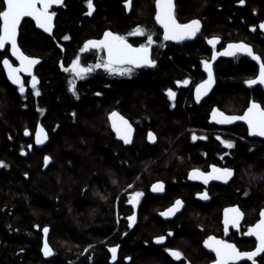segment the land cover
Masks as SVG:
<instances>
[{
	"label": "trees",
	"instance_id": "1",
	"mask_svg": "<svg viewBox=\"0 0 264 264\" xmlns=\"http://www.w3.org/2000/svg\"><path fill=\"white\" fill-rule=\"evenodd\" d=\"M224 1L178 0V15L185 20H204V32L210 35L218 27L211 26L210 18L216 17L221 23L233 21L234 10L227 11ZM246 1V11L249 5L256 4V0ZM93 4L94 13L89 15L86 0H65L59 10L53 11L56 21L51 37L37 32L30 21L22 24L18 39L21 50L40 60L35 71L39 96L34 95L30 84L24 94L8 87L0 66V160L10 165L0 169V264H109L108 249L115 244H120V259L131 257L126 264H166L161 250L150 243V237L160 232L162 224H158L148 199L140 212L150 216L156 227L140 224L119 241L115 213L125 200V188L132 185V194L145 192L155 176L177 174L173 166L177 162L172 159L181 155L186 160L185 154L192 151L183 141L178 125L188 116L198 115L189 109L204 111L216 106L235 112L250 95L243 87L250 74H243L241 67L221 64L218 82L206 100L196 105L192 92L187 91L176 99L172 109L165 99L166 89L177 80L186 78L196 84L204 77L198 68L207 50L201 39L181 47L166 46L154 25L153 0H131L128 8L124 0H93ZM260 6L261 14L264 0H260ZM137 26L152 33L157 66L151 71H133L131 76L109 75L95 69L86 79L75 81L79 99L73 96L68 91L69 74L60 65L67 67L79 55L83 66L94 67L100 55L89 50L81 53L80 48L86 40L100 38L104 30L125 35L134 46L146 43V35H129L136 32ZM64 36L69 39L64 40ZM4 57L0 54V62ZM96 92L102 95H94ZM113 109L141 122L130 147L116 142L108 127L107 113ZM38 122L49 133V143L41 150L35 148L32 137L24 135L25 128L32 134ZM146 130L156 134L154 146L145 142ZM22 148L26 155L21 154ZM226 150L230 153L227 166L234 168L228 199L234 201L248 193L246 205L249 220H253L264 208V180H253L250 173L264 176V147L247 141L235 142L234 148ZM45 154L52 157L47 166L43 163ZM155 164L158 168L151 174L150 167ZM166 165L170 166L164 169ZM24 172L29 173L27 178ZM176 181L181 187V179ZM45 225L50 228L48 239L53 248L49 260L40 251ZM198 228H202L201 232ZM170 229L183 243L192 241L194 252L199 250V239L209 227L191 221L178 230ZM89 244L92 247L86 252ZM257 264H264V254Z\"/></svg>",
	"mask_w": 264,
	"mask_h": 264
},
{
	"label": "snow or ice",
	"instance_id": "2",
	"mask_svg": "<svg viewBox=\"0 0 264 264\" xmlns=\"http://www.w3.org/2000/svg\"><path fill=\"white\" fill-rule=\"evenodd\" d=\"M63 0H0V48H4L6 42H10L12 55L19 60V67H13L8 59L3 60V65L7 69L8 78L12 83L19 86V92L21 94L25 93L24 83L21 82L19 73L21 71L32 73L33 66L39 61L38 58L25 55L24 52L18 47L17 36H18V25L21 22L22 17H32L35 20L36 25L43 29L45 32L52 33V20L55 13L50 11L52 5H59ZM240 5H244L246 0H236ZM88 7V14L91 15L94 11L93 0H86ZM125 7H131V0H124ZM155 21L163 28V39L170 41H183L188 38L197 36V34L202 32V20L198 18L190 19L187 22L181 23L177 17V4L174 0H155ZM255 30V26H252ZM259 29L264 31V21H261L258 25ZM138 34L147 37L146 43H142L136 47L128 42L125 35H120L112 30H104L102 37L98 39H88L84 42L83 47L80 48V52L83 53L86 50H97L104 53V55L99 56L96 63L93 66H83L81 63V57L78 55L71 63L65 67L61 64L60 67L65 73L69 74L68 78V91L79 99V92L76 87V80L86 79L95 69H103L109 75H128L131 76L134 68L146 67L154 68L157 66L158 61L151 56V46L156 43L153 39L152 33L140 26H137L135 33H129V35ZM64 40H68V36L63 37ZM207 43L213 46V51L211 53V59H204L201 61L203 67L207 71V79L202 80L201 83L196 85L195 88V100L197 103L201 102L203 96H206L208 90H210L213 84L216 82L213 74L212 61H215L218 56H229L233 58H238L239 54H246L251 57L252 60L259 64V74L255 78H249L244 80V83L248 86H253L259 83L264 85V59L256 55L253 48L243 42H229L226 47H223V51H217L216 45L220 40L219 36H213L211 38L205 37ZM188 80L183 81L177 80L176 84H188ZM38 78L36 75L31 74V86L34 90V95L39 96L40 92L37 87ZM167 96L170 100H174L176 97V92L172 88L166 89ZM94 95L101 96V92H96ZM25 107L27 105H24ZM175 105H173L174 107ZM75 117L76 113L72 114ZM107 120L111 124V129L115 132L119 140L123 141L124 145H131L134 143L133 137V125L126 119L120 112L113 109L107 113ZM210 120L218 124L225 125L231 124L235 121H245L248 126V132L251 135H257L259 137H264V107L257 103L255 100L249 102L248 107L243 111V114H233L227 115L225 112L221 111L218 107H212L210 112ZM59 127V125H57ZM25 135L28 134V129L25 128ZM55 131V129H53ZM48 134L45 132L44 128L37 125L35 144H43L48 140ZM206 139L207 137H202ZM11 139V137H9ZM147 139L150 142H155L157 136L154 132L149 130L147 134ZM192 139H197L196 135H192ZM217 139H220L218 136ZM227 148L232 149L235 147V142L230 139L221 140ZM31 149L33 146L29 144L27 146ZM21 154L26 155L23 148L21 149ZM52 157L48 154L43 156V163L45 166L49 164ZM10 165L4 160H0V169H7ZM211 171H200L199 169H193L189 172V178L191 179H202L204 184H208L210 180L224 181L227 183L230 178L234 176V168L228 166L218 167L216 164L210 165ZM249 168H252L250 165ZM23 175L27 178L29 176L28 172H24ZM251 179L255 180L257 178L264 180V176L257 177L255 173H250ZM115 184L116 181L113 180ZM129 188L132 185L128 186ZM151 190L153 192H163L164 184L163 182H156L152 185ZM248 193H245L247 195ZM196 195L202 200H209V192L207 190L203 192H197ZM133 199H128L126 203L131 204L133 209L136 205L140 203V197L144 196L142 191H136L132 194ZM106 199L105 197H101ZM120 197L117 196V200ZM184 201L181 199H176L171 207L161 212L160 215L164 217L175 216L183 207ZM244 213L238 206H232L224 209V231L225 233L229 230V225L233 228H240V222L243 218ZM259 220L248 228V235L255 237V247L251 251H240L235 244L229 243L226 240L218 239L214 235L207 236L204 239L203 244L206 248L211 249L215 253V259L211 261V264H229V262H235L242 258H247L251 261V264H257L255 257L260 253H264V208L260 209ZM128 228H132L137 222V213L135 210L132 211L131 215L126 217ZM35 227H40L35 225ZM45 236L43 247L41 249L45 257L53 255V248L50 247L49 241L47 239L50 232V228L45 225L42 229ZM168 236L172 235L169 231ZM165 235H158L154 237L157 244L165 241ZM146 244L149 241H145ZM92 247L91 244L85 249L87 252ZM117 247L114 246L109 249L112 253V260H116ZM166 252H169L172 257L180 260L183 253L179 250H173L171 248H165ZM23 251V249H21ZM89 259H91L89 257ZM125 260H130L131 257H124ZM71 264V262H70Z\"/></svg>",
	"mask_w": 264,
	"mask_h": 264
},
{
	"label": "flooded vegetation",
	"instance_id": "3",
	"mask_svg": "<svg viewBox=\"0 0 264 264\" xmlns=\"http://www.w3.org/2000/svg\"><path fill=\"white\" fill-rule=\"evenodd\" d=\"M255 1V0H254ZM155 0H153L154 5ZM226 9L229 11L230 9L234 10L232 14L233 21L230 19L226 22L221 23L218 18H210L211 26L214 27V25H217L218 27L213 30V32H210L211 34H207L204 32V27L206 24L204 23V20H202V32L197 34L194 40L201 39L202 44L206 46V53L204 56L200 58L198 61V68H200V72L204 74V77L200 78L201 80L196 83L192 84L188 82V84H180L177 85L176 81L175 84L171 87L173 91L176 92V97L174 100H170L167 96V92L165 91V99L166 102L169 103L172 106V109L175 108L173 105L176 103V99L179 98L182 95H185L187 91L192 92V98L193 102L197 103L195 100V94L194 89L197 84L201 83L202 80L207 79V71L203 67V64L201 63L204 59H211V53L213 51V46H208L207 40L205 37L211 38L213 36H219L220 40L218 41L216 45L217 51L222 52L223 47H226V45L229 42H240L243 41L247 44H249L256 55L260 56L262 59H264V31L260 30L258 25L261 21H264V13L260 14L261 6H260V0H256V4L249 5V9L244 10L246 8V3L244 5H240L232 0H225ZM174 3H178V0H174ZM231 4V6H230ZM178 4H177V17L179 22L184 23L187 22L190 19H180L178 15ZM153 19H154V25L158 28L160 31V37L163 39V30L161 27H159L155 21V5L153 6ZM195 17H192L194 19ZM199 19V18H198ZM255 26V30H253V27ZM193 40V41H194ZM164 43L166 46L168 45H174L177 47H181L184 44L193 43V41L189 42H182L179 44L170 43L167 40H164ZM131 44V42H130ZM165 44L163 45L164 48ZM168 44V45H167ZM134 46V45H133ZM136 47V46H134ZM91 51V50H89ZM97 52L98 55L102 56L104 53L99 51H93ZM1 54V53H0ZM155 52L153 51V48L151 46V56L154 57ZM2 55H5L4 58H8L7 51L3 53ZM3 59V58H2ZM229 64L231 67H241V71L245 75H249L250 78H255L256 75L259 74V64L252 60L251 57L247 56L246 54H239L238 58L233 57H227L225 58L223 55H220L217 57L215 61H212L213 65V74L216 82L213 84L212 91L214 87L216 86L218 82V75L221 72L220 65ZM2 67V66H1ZM155 68V67H154ZM154 68H146L141 67L140 69H134V71H141V70H148L151 71ZM3 71V69H2ZM34 75L35 72H34ZM193 75V74H192ZM4 76V72H3ZM5 77V76H4ZM186 78H184L185 80ZM6 80V77H5ZM188 80V79H187ZM189 81V80H188ZM6 83L8 87L15 88L16 91L19 92V86L13 87L11 86L7 80ZM25 86V91L27 89V84L31 85V79H24L23 81ZM243 87L250 92L248 100L245 102V104L240 105V107H237L234 111L235 112H227L223 110L222 108L218 107L221 111L225 112L227 115H233V114H243V111L248 107L249 102L251 100H255L257 103L261 104L262 107H264V85L256 84L253 86H248L245 83L243 84ZM20 93V92H19ZM212 93V92H211ZM210 93V94H211ZM210 96V95H209ZM208 96V97H209ZM207 97V98H208ZM206 100V99H204ZM201 99V102L204 101ZM200 103H197L196 105H200ZM195 105V106H196ZM216 107V106H212ZM212 107H207L203 111V108H196V109H189L192 110L193 113H197L198 115L190 117L184 122L181 120L179 125V131L180 133L184 135L183 141L189 146L192 147V151L185 154L186 160L181 155H176L172 160L176 161L177 163H174V168L177 169V174L169 177H161V176H155L154 179H152V183L148 186V188L145 190L144 196L140 197V203L136 205L135 209H133V206L131 204L126 203L128 199H133L134 197L131 195L132 192H130L131 188L127 187L125 188V200L121 201V205L117 206L116 209V231L119 232V241L121 242L123 238H125L126 233H131L136 228V226H139L140 224H144L146 228L156 227L155 224H152V221L150 220V216L147 214H144L141 211V207L143 204H145V201L148 199L149 206L153 210V213L155 215V218L158 220V224H162V229L157 234L150 237V243L152 246L156 247L157 249L161 250V253L167 258L166 264H211V261L215 259L214 254L208 253L205 248L203 241L207 238L209 235H214L218 239H223L228 241L229 243L235 244L240 251H251L255 247L256 241H254L253 238L246 236L247 230L251 225H254L259 220V214L257 217L253 220H249V213L247 209V198L245 194H241L237 199L234 201H231L228 199L229 197V184L234 179V176L231 181H228L225 183L224 181L215 182L210 181L208 184H204L201 179H193L191 180L189 178V172H191L193 169H199L200 171H211L210 165L216 164L218 167L227 166V159L230 153L226 150L227 147L221 143V140H224L226 138L233 139L234 142L238 143H244L250 142L251 144L254 143L257 146L264 147V141L259 140L258 138H250L248 129L245 125L241 124H235L233 126H230V128L222 127L221 125H215L213 123H210V112ZM177 111V110H174ZM174 111H167L169 114H174ZM126 119L129 120V122L133 125L135 133L139 127V124L141 122H134L130 120V118L127 115H123ZM177 117H175L176 119ZM173 119V120H175ZM197 119V120H192ZM108 122V127L111 130V127ZM176 123V122H174ZM236 129V130H235ZM148 130L145 131L144 137L145 142L147 143V137ZM112 133V131H111ZM195 134L197 139L193 140L192 135ZM113 135V133H112ZM133 136V137H134ZM220 137V139H217V137ZM115 138V136L113 135ZM202 137H207L206 139ZM135 139V137H134ZM116 140V138H115ZM182 141V142H183ZM117 142V140H116ZM119 143V142H118ZM157 143V140H156ZM155 143V144H156ZM122 144V143H119ZM148 144V143H147ZM154 144V145H155ZM201 144L202 146L198 145ZM209 146H208V145ZM212 144V150L211 145ZM149 145V144H148ZM123 147H126L122 144ZM130 147V146H128ZM187 162V164H186ZM166 165L164 166V169L167 168ZM157 165L150 167L151 174L156 172ZM181 179V187H177V178ZM163 182L164 184V191L162 194H154L151 191V187L156 182ZM177 189V190H175ZM207 190L209 192L210 199L209 200H202L200 197L196 195L197 192H203ZM177 191V192H175ZM237 192V191H234ZM176 199H181L184 201V205L181 208V210L172 217H166V219H163L160 215L161 212H164L166 209L172 206L174 204ZM232 206H238L241 208L242 212L244 213L243 218L240 222V228L236 230L232 227L229 228L228 232L225 233L224 231V225H223V217H224V209L229 208ZM135 210L137 213V222L133 225L132 228H128L127 226V219L126 217L128 215H131L132 211ZM142 215H146L142 219ZM142 220V222H138ZM191 221L197 223V224H206L209 229L207 232L202 236V238L199 240V250H195L194 252L191 251L192 244H185L181 239L179 240V237L175 235V230H171L170 228H175L178 230L180 225H186L189 224ZM202 228H198V231L201 232ZM157 231V230H156ZM171 231L172 235L168 236V232ZM158 235H165V241H163L162 244H155L154 237ZM120 244H115L114 246L117 247V254H116V260H112V253L109 251V264H126L129 262V260H125L124 257L120 259L119 252H120ZM113 246V247H114ZM111 248V247H110ZM109 248V249H110ZM165 248H171L173 250H179L183 253L180 260L175 259L171 256L169 252H166ZM108 249V250H109ZM263 255V254H262ZM261 255V256H262ZM261 256H258L256 259H259ZM128 257V256H126ZM120 259V260H119ZM162 264L160 262H156V264ZM164 264V263H163ZM238 264H251V261L247 260L244 262H240Z\"/></svg>",
	"mask_w": 264,
	"mask_h": 264
},
{
	"label": "water",
	"instance_id": "4",
	"mask_svg": "<svg viewBox=\"0 0 264 264\" xmlns=\"http://www.w3.org/2000/svg\"><path fill=\"white\" fill-rule=\"evenodd\" d=\"M64 2H65V0H63V2L61 3V4H59V5H52L51 6V8L49 9L50 11H54V10H59V8L64 4ZM154 5H155V2H154ZM156 10V9H155ZM93 13H94V11L92 12V14L91 15H93ZM25 21H30V22H32L33 23V26H34V28H35V30L37 31V32H41V33H43L45 36H47V37H51L52 35H53V33H54V29H55V16L53 17V20H52V25H53V27H52V33H48V32H45L43 29H41V28H39L37 25H36V23H35V20L32 18V17H22L21 18V22H20V24L18 25V36H17V42H18V39H19V36H20V32H19V30H20V28H21V26H22V24L25 22ZM0 23H2V21H0ZM157 25L159 26V27H161L162 28V26L161 25H159L158 23H157ZM162 30H163V28H162ZM101 37H102V35H101ZM100 37V38H101ZM196 37V36H195ZM195 37H192V38H188V39H185V40H183V41H170V40H167L168 42H172V43H175V44H179V43H182V42H189V41H193L194 39H195ZM129 42V41H128ZM130 43V42H129ZM208 46H210V47H212V45H209L208 44ZM18 47L20 48V45H19V43H18ZM20 50H21V48H20ZM7 51V54L9 55L8 56V58L6 57V58H3L2 60H1V62H0V66H2V69H3V72H4V76L6 77V80H7V82L11 85V86H13V87H18V85H16V84H14V83H12V81L8 78V75H7V69L4 67V65H3V60L4 59H8L9 60V63L15 68V67H19V60L15 57V56H13L12 55V51H11V44H10V42H6L5 43V46H4V48H0V53L1 54H3V53H5ZM22 51V50H21ZM91 51H97V50H91ZM23 52V51H22ZM25 55H27V54H25ZM225 58H227V57H229V56H224ZM38 63L36 64V65H34L33 66V69H32V73L31 74H34V72L36 71V69L40 66V60L38 59ZM141 68V67H140ZM140 68H134V69H140ZM31 74H29L28 72H24V71H21L20 73H19V76H20V78H21V82H23L24 81V79H31ZM257 84H259V83H257ZM213 87V86H212ZM196 88V87H195ZM194 91H195V89H194ZM212 92V88L210 89V90H208V93H207V95L206 96H203L202 97V99L204 100V99H207V97L210 95V93ZM194 94H195V92H194ZM210 121V123H213V124H215V125H221V124H218V123H216V122H214V121H211V120H209ZM243 124V125H245L246 127H247V129H248V126H247V123L245 122V121H235V122H233V123H231V124H225V125H221L222 127H225V128H230V126H233V125H235V124ZM37 125H40V126H42L43 127V125L41 124V122H38L37 124H36V126H35V128L33 129L34 131H33V133L31 134V132L30 131H28V134L27 135H25V133H24V135H25V138H27V139H29L30 137H32V141H33V143H34V146H35V148L36 149H38V150H41V149H43L44 148V146H46L48 143H49V138H48V140H46L43 144H40V145H37V144H35V137H36V131H37ZM109 125H110V127H111V124H110V122H109ZM44 128V130H45V132H47V134H48V137H49V133H48V131L45 129V127H43ZM111 131H112V133H113V135L115 136V138H116V140H117V142H119V143H122L123 144V141H121V140H119V138L116 136V134H115V132L111 129ZM134 133H135V130H134V127H133V136H134ZM146 137H147V135H146ZM249 137L250 138H258L259 140H261V141H264V137H259V136H257V135H251V134H249ZM147 140V143L150 145V146H154V144L156 143V141L155 142H150L148 139H146ZM124 145V144H123ZM132 145V144H131ZM131 145H124V146H126V147H128V146H131ZM233 178V177H232ZM232 178H230V180L229 181H231L232 180ZM191 179V178H190ZM191 180H193V179H191ZM201 181H203L202 179H201ZM210 181H215V182H222V181H217V180H210ZM209 181V182H210ZM152 188V187H151ZM152 191V190H151ZM153 192V191H152ZM154 194H162L163 192H153ZM163 219H166V217H164V216H161ZM260 218V217H259ZM223 219H224V217H223ZM230 227H232L231 225H229V228ZM233 228V227H232ZM233 229H235L236 230V228H233ZM248 231V230H247ZM248 233V232H247ZM48 236H49V234H48ZM246 236H249V237H251V238H253L254 239V241H255V237L254 236H250V235H248V234H246ZM44 239H45V236H44V234H43V231H42V238H41V240H42V243H41V248H40V251H41V249H42V247H43V242H44ZM47 239H48V237H47ZM48 241H49V239H48ZM163 242H161L160 244H162ZM155 244H157L156 242H155ZM158 245V244H157ZM204 248H205V250L208 252V253H210V254H214L215 255V253L211 250V249H208V248H206L205 246H204ZM41 254H42V257L45 259V260H49V258H51V256H49V257H45L44 255H43V253H42V251H41ZM262 254H264V253H260L258 256H261ZM257 256V257H258ZM257 257H255V258H257ZM248 259L247 258H242V259H240V260H238V261H235V262H229V264H238V263H240V262H244V261H247Z\"/></svg>",
	"mask_w": 264,
	"mask_h": 264
},
{
	"label": "bare ground",
	"instance_id": "5",
	"mask_svg": "<svg viewBox=\"0 0 264 264\" xmlns=\"http://www.w3.org/2000/svg\"><path fill=\"white\" fill-rule=\"evenodd\" d=\"M200 240V239H199ZM192 246H194L193 242L191 241Z\"/></svg>",
	"mask_w": 264,
	"mask_h": 264
},
{
	"label": "rangeland",
	"instance_id": "6",
	"mask_svg": "<svg viewBox=\"0 0 264 264\" xmlns=\"http://www.w3.org/2000/svg\"><path fill=\"white\" fill-rule=\"evenodd\" d=\"M105 71V70H104ZM134 98V97H133ZM132 97H130V99H133ZM117 111V110H116Z\"/></svg>",
	"mask_w": 264,
	"mask_h": 264
}]
</instances>
